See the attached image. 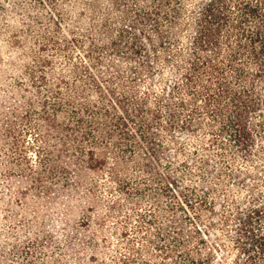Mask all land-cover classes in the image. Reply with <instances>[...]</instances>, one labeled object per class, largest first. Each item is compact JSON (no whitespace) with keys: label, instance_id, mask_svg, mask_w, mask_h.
<instances>
[{"label":"trees","instance_id":"trees-1","mask_svg":"<svg viewBox=\"0 0 264 264\" xmlns=\"http://www.w3.org/2000/svg\"><path fill=\"white\" fill-rule=\"evenodd\" d=\"M72 7L0 0V211L17 230L43 201L69 214L88 171L110 219L66 225L108 235L45 259L32 225L6 259L264 264V0H114L64 29Z\"/></svg>","mask_w":264,"mask_h":264},{"label":"rangeland","instance_id":"rangeland-1","mask_svg":"<svg viewBox=\"0 0 264 264\" xmlns=\"http://www.w3.org/2000/svg\"><path fill=\"white\" fill-rule=\"evenodd\" d=\"M70 4L73 5L72 9L75 12H81L85 15V18L79 19L75 17L74 14H71L70 17L72 21L64 28V29H76L79 25L85 26L88 20V16H91L94 19L96 24H99L101 20L112 21L115 17V9H114V0H67ZM196 1V0H195ZM89 6V7H88ZM76 7V8H75ZM94 8V13H91L89 9ZM2 39V38H1ZM5 50L4 43L0 40V52ZM76 172L73 173L72 178L75 182L78 183L77 192L80 196L79 203L76 208H74L69 214L62 213L61 210H55L52 208L51 204L47 201H43L41 203V215L40 218H37L35 215L31 213L25 214L27 221L25 223V227L22 228L25 230L26 228L32 227L33 225V233L39 234L42 237L41 244H43L42 251L45 254V259L49 256H53L56 259H59L64 251L58 250V246L63 244L64 238L62 235H67L70 239V243L68 244V248L66 249L68 255L71 256H79L84 257L85 254L87 257L89 254L86 249V241L85 236H92V229L94 239L97 244H101V239L108 235L107 228H97V227H83L79 228L78 231L72 232L70 227L66 224L71 220L79 221L83 216L90 217L93 222L102 223L103 221H109V213L103 210L102 205L106 203L108 200H113L114 198H110L108 194L105 193V187H103V183L98 181V189L92 185V175L90 172L78 171L74 169ZM101 184V185H100ZM101 186V187H99ZM87 190L92 191L89 193ZM12 213L15 214L19 209L13 205ZM10 216L7 212L0 211V264H14L10 260L7 253L9 252L10 246L15 243V238H19L18 236L21 230H17L10 228V222H6L5 219ZM33 237V236H32ZM67 238V240H68ZM4 246V248H2ZM5 257V258H4ZM94 260L96 262L91 264H99L102 262H108L102 255L94 256ZM7 258V259H6ZM48 260V259H47Z\"/></svg>","mask_w":264,"mask_h":264}]
</instances>
